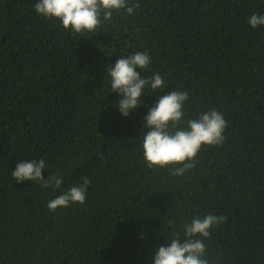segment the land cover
Wrapping results in <instances>:
<instances>
[{
    "label": "trees",
    "instance_id": "obj_1",
    "mask_svg": "<svg viewBox=\"0 0 264 264\" xmlns=\"http://www.w3.org/2000/svg\"><path fill=\"white\" fill-rule=\"evenodd\" d=\"M38 0H0V264H153L174 231L207 214L227 220L204 239L209 264H264V0H129L97 33L80 37L37 14ZM151 57L142 105L124 117L106 69L136 52ZM187 91L179 127L216 110L221 145L195 167H146L144 117L159 97ZM46 163L59 189L17 183L18 162ZM90 184L83 204L51 199ZM174 221V226L169 225Z\"/></svg>",
    "mask_w": 264,
    "mask_h": 264
},
{
    "label": "clouds",
    "instance_id": "obj_2",
    "mask_svg": "<svg viewBox=\"0 0 264 264\" xmlns=\"http://www.w3.org/2000/svg\"><path fill=\"white\" fill-rule=\"evenodd\" d=\"M138 8V3L130 5L129 0H38L34 4L37 14L58 21L63 30L80 37H86L87 33L96 34L103 21L110 20L114 12L124 10L132 15ZM247 22L253 29L264 26V15L253 13ZM150 63L151 57L145 51L122 57L107 67L111 92L122 97L116 105L122 116H129L133 109L142 105L146 87L150 86L153 92L164 88L165 81L159 73L141 77L140 72L150 70ZM188 99L187 91L169 92L159 97L144 117V126L149 130L142 135L141 146L147 168L172 167L173 175H183L195 167V158L203 146L222 144L227 121L216 110L204 111L197 119L188 120L186 128L179 127ZM45 169L43 159L23 161L15 165L11 175L17 183L41 182L44 188L59 189L63 177L51 175L49 180H45L42 174ZM82 181V184L72 186L48 201L47 208L55 212L72 204H83L90 181L87 177ZM226 220V216L211 213L203 218L194 217L182 226L183 238L179 231H174L167 246H158L153 264H209L203 241L210 237L214 226ZM174 223L169 221L170 226Z\"/></svg>",
    "mask_w": 264,
    "mask_h": 264
}]
</instances>
